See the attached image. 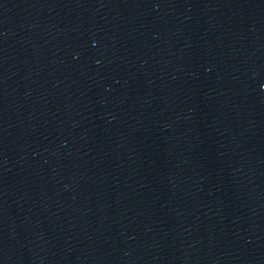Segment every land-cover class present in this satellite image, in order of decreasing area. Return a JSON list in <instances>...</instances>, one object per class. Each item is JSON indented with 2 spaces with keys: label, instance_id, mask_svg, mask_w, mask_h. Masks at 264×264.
<instances>
[{
  "label": "water",
  "instance_id": "95a60500",
  "mask_svg": "<svg viewBox=\"0 0 264 264\" xmlns=\"http://www.w3.org/2000/svg\"><path fill=\"white\" fill-rule=\"evenodd\" d=\"M0 264H264V0H0Z\"/></svg>",
  "mask_w": 264,
  "mask_h": 264
}]
</instances>
